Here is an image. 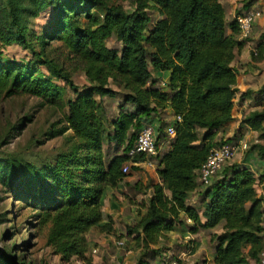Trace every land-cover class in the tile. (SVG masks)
Listing matches in <instances>:
<instances>
[{
    "label": "trees",
    "instance_id": "trees-1",
    "mask_svg": "<svg viewBox=\"0 0 264 264\" xmlns=\"http://www.w3.org/2000/svg\"><path fill=\"white\" fill-rule=\"evenodd\" d=\"M129 1L132 7L125 9L107 0H0V99L28 95L39 99L40 107L62 112L42 133L39 146L70 133L67 147L45 164L0 157V185L32 211L35 228L46 229L45 245L61 263L93 264L88 233L93 228L110 233L113 226L110 217L102 224L104 193L124 182L129 174L122 172L124 165L144 160L128 153L139 130L167 109L169 121L177 116L181 121L174 122L176 138L169 149L157 157L159 182L151 186L145 213L128 228L143 249L134 264H149L158 255L149 246L183 226L192 235L221 227L211 236L214 264H258L264 249V174L225 165L202 191L201 209L186 204L190 192L205 186L195 178L211 149L235 141L226 135L218 139L219 131L234 123L246 126L259 140L250 152L264 160V108L243 113L235 103L237 73L231 64L246 43L239 39L238 24L226 19L219 0ZM45 12L51 14L49 23L37 33L33 21ZM111 39L119 48L108 47ZM51 43L66 52L73 73L80 70L86 85L78 87L72 73L47 57ZM13 45L31 58H8L5 50ZM262 46L257 42L261 57ZM152 71L166 76L167 91L157 87ZM66 90L72 97L66 98ZM256 94L261 98L251 104L260 107L264 86ZM118 95V113L107 121L104 99ZM31 121L25 116L12 125L1 144ZM157 131L158 140L165 138L161 126ZM107 145L113 150L109 159ZM138 168L130 164L129 172ZM13 249L0 250V264H28Z\"/></svg>",
    "mask_w": 264,
    "mask_h": 264
},
{
    "label": "rangeland",
    "instance_id": "rangeland-1",
    "mask_svg": "<svg viewBox=\"0 0 264 264\" xmlns=\"http://www.w3.org/2000/svg\"><path fill=\"white\" fill-rule=\"evenodd\" d=\"M248 1L250 0H237V9L242 12V4ZM107 2L121 4L125 9L132 7L129 0H107ZM250 7L261 12L259 19L264 18V0H253ZM50 15V13H42L41 16L33 21V28L37 33L45 29L49 23ZM151 20L154 23L157 20V16H151ZM260 31L252 28L251 34L247 38V49L242 53L249 59L250 65L252 62V67H255L257 72L261 71L264 66V58L260 59V55L253 52L256 51L258 41L264 44V32L260 34ZM107 45L110 48H119V44L114 39L109 40ZM45 53L57 65L72 73V80L78 87L87 84L85 76L80 70L73 73V62L66 59V52L59 48L58 43H51L46 48ZM5 54L8 58L17 61H26L31 58L28 52L16 45L7 48ZM152 75L154 78L159 79L157 87L167 91L166 76L154 71H152ZM240 96V93H237L236 104L241 107V112L263 110V106L251 108L248 100L241 101ZM253 96L255 95L253 94ZM69 97H72V93L66 90V98ZM121 98V95H118L114 99H104L107 121L117 115L118 105L122 103ZM39 103V99L28 95H15L11 98L0 99V157L26 158L37 165H42L47 163L54 153L67 147L65 137L70 135V133L46 141L41 146L36 144L38 140L42 139V133L62 115L59 109L48 106L40 107ZM128 108L130 109L131 106H128ZM170 115V110H163L159 117H153V125L156 128L161 126V129H163L170 122ZM243 115L237 119L240 121ZM25 116H31L32 121L26 125L18 136L9 140L6 145H2L1 141L4 139L7 130ZM107 129L109 130V128ZM199 133L202 134L203 131L199 130ZM222 135L230 138L234 137L235 144L243 142L248 147L246 151L235 153L226 166L238 164L242 167H247L254 174L264 171V162L261 164L257 155L254 152H250V148L259 143L255 132L240 123H234L219 131L217 138L219 139ZM260 143L264 144V142ZM167 148L168 143H164L161 153L166 152ZM104 152L109 159L113 155L112 145L105 146ZM219 175L220 173L216 177ZM158 182L157 166L130 170L124 182L115 189L114 199L112 200L115 203L113 216L104 214V220L106 221L107 217H110L113 223L112 231L110 233H101L98 228H93L88 233V256L92 259L93 264H134L140 257L143 249L138 241L135 240L136 236L129 234L128 228L135 227L145 213V207L151 195V186ZM199 187L201 188V192H198L199 197L190 198L188 196L186 202L201 209V193L206 189V186ZM257 192L260 194V189ZM31 215L32 211L30 209L25 208L18 202H14L10 194L6 193L0 185L1 251L10 250L14 246L15 249L13 251L19 257H23L28 264H83L75 259L71 260L70 263H61L58 257L54 256L45 245L46 229H36ZM221 230L219 226L211 231H200L193 238L188 235V230L185 226L178 227L173 232L164 233L155 245L149 246L150 250H155L158 253L157 256L151 257L152 259L149 258V264H162V258L165 256H172L177 259L187 258L186 261H182L183 264H202L203 261H208L207 259L214 254V243L211 241V236L220 234ZM119 241L123 242L122 246H116L115 243ZM208 263L211 264V262Z\"/></svg>",
    "mask_w": 264,
    "mask_h": 264
},
{
    "label": "built area",
    "instance_id": "built-area-1",
    "mask_svg": "<svg viewBox=\"0 0 264 264\" xmlns=\"http://www.w3.org/2000/svg\"><path fill=\"white\" fill-rule=\"evenodd\" d=\"M261 12L256 9H248L242 14L235 17L240 31L239 39L241 41H247L249 38L253 25L260 18ZM256 54V51H253ZM180 116L173 117L172 121L166 124L163 128L164 140H158V131L155 125L143 126L139 130L136 139L134 141L133 148L129 151L128 156L133 159L136 155H142L144 160L133 162L131 160L130 164L135 167H154L157 166V157L162 155L161 149L164 143H169L176 138V127L174 122H180ZM248 149L247 145L243 142L235 144L230 142L218 147L212 148L206 161L200 166L197 171L195 181L201 185H209L211 179L217 176L225 167L230 158L237 152H243ZM166 150V151H167ZM126 164L122 168L124 174L129 173V165ZM263 236H264V222L262 223ZM117 246H122L123 242L119 241L116 243ZM162 264H183L182 261H186L187 258H174L165 256L162 258ZM258 264H264V249L259 255Z\"/></svg>",
    "mask_w": 264,
    "mask_h": 264
},
{
    "label": "crops",
    "instance_id": "crops-1",
    "mask_svg": "<svg viewBox=\"0 0 264 264\" xmlns=\"http://www.w3.org/2000/svg\"><path fill=\"white\" fill-rule=\"evenodd\" d=\"M219 2L223 5L224 9H225V15H226V19L227 20H231L232 18L236 17V15L238 13H240V9H237L238 4H237V0H219ZM249 2V1H248ZM253 2V0H252ZM251 2V4H252ZM247 2L243 3L244 5ZM242 4V11H243V7L244 5ZM250 4V5H251ZM251 7L249 6L246 10L250 9ZM231 14V16H230ZM261 30L259 33L262 34L264 32V18L262 17L261 19L257 20V22L253 25V30ZM227 33L229 34V30H227ZM254 35V34H253ZM260 42V41H258ZM248 42L246 41L244 48L241 51L236 52L235 54V58L234 61L232 62L231 66L235 69L236 73H237V84H236V89H237V93H240V95H242L243 93L247 92V91H253L252 94H250L247 97H244L243 99H241V101L247 99L250 107L251 108H258V107H254L251 103L254 102V100L259 99V96H257L258 94H256V91L261 88L262 86H264V66L263 69L261 71H258L255 69V67H252V62L250 65L249 59L242 55V53H244L247 49V44ZM262 43V42H261ZM262 47H264V44L262 43ZM241 55V56H239ZM264 58V53H262V57L260 56V59ZM253 94L255 96H253ZM237 95V94H236ZM235 103H237V99L235 96ZM237 105V104H236ZM262 106L264 107V98H263V104ZM238 107L240 108L241 111V107L238 105ZM261 107V106H260ZM256 111V110H254ZM253 111H244V113H250ZM261 162V164H263L264 160H259ZM258 174H264V171H260ZM257 173H255V176H258ZM201 192V188L194 190L193 192H190L188 194V196L190 198H195V197H199V193ZM115 194V189H110L107 188L103 199H102V208H103V216L108 215V216H113V207L115 206V203L112 201L114 199L113 195ZM187 205H191L188 202H186ZM105 220H103L102 224L104 223ZM216 229V228H215ZM214 230V229H213ZM188 235L193 238L195 235H192L188 232ZM219 235V234H218ZM116 244V243H115ZM117 246V245H116ZM206 261V259H204ZM208 261L206 262H202V264H210L208 262H211V264H214V254L211 255V257H209L207 259Z\"/></svg>",
    "mask_w": 264,
    "mask_h": 264
}]
</instances>
